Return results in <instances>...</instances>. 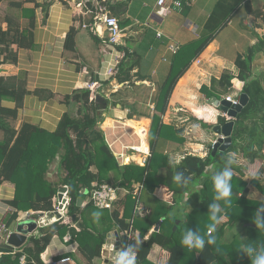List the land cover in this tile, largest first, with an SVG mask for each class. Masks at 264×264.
<instances>
[{
    "label": "trees",
    "instance_id": "trees-1",
    "mask_svg": "<svg viewBox=\"0 0 264 264\" xmlns=\"http://www.w3.org/2000/svg\"><path fill=\"white\" fill-rule=\"evenodd\" d=\"M4 1L0 0V3ZM240 2L241 0H220L208 21L210 31L192 44L193 56L187 58V50L175 54L170 73L160 85L161 92L156 97L154 114H141L152 119L149 133L151 156L144 166L136 163L121 165L117 161L100 127L104 117L98 113L97 103L91 101L89 88L76 89L71 95L66 96L65 101L72 106V109L62 117L56 131L48 132L31 123H24L21 128L16 129L11 124L10 118L15 117L22 106L23 94L27 93L26 82L22 76L0 75V131L3 133L0 139V184L5 181L12 182L16 190L15 198L10 203L14 211L6 220L7 226L18 221L21 211L42 213L54 210L53 198L64 186L68 188V217L71 219L72 215L81 210L78 200L85 198L84 189L90 190L94 182H109L114 186L130 190L116 204L121 201L124 203L123 216L115 207L111 222L121 231H125L131 227L133 220L134 228L140 231L136 264H153L148 256L154 244H159L169 251L167 264H251L250 257L241 248L244 245H252L253 254L260 255V244H264V229L256 225L257 218L264 223V176L262 177L264 163L257 175L247 181L244 174L245 167L237 163L234 154H242L243 158L251 163L260 158L264 159V72L255 74L252 69L256 54L264 51V35L258 36V42L250 46L246 53L238 54L235 59L239 69L237 75L224 71L220 79L213 80L214 91L207 85H203L201 89L209 98L215 96L220 99L222 94L234 88L235 83L240 87L243 82L241 93L246 92L250 100L235 120L231 146L225 151L218 150L215 155L212 154L213 146H211L206 157L187 153L178 163L163 150L168 140L185 141L182 136L184 129L177 128L174 124H166L163 119L177 82L190 67L193 57L199 56L215 39L217 33L228 25L236 13L237 6L240 7ZM87 3L91 4L90 1ZM244 3L247 6L249 2L244 0ZM108 4L107 8L113 9L117 14L126 11L123 6L115 7L110 1H107ZM91 10L94 12V21L97 7L93 5ZM119 20L122 27L128 23L125 18ZM4 22H7L6 28ZM35 24L34 17H30L26 26L8 17L0 18V44L6 45V48H0V66L6 62H17V55L12 52L13 44L21 48L34 46ZM67 46L72 48L75 46L74 29H71L67 35ZM118 48L125 53L116 75L119 82L135 85V77L137 80H145L140 76L139 71L134 72L139 64L138 54L122 45H118ZM4 100L15 101L16 108L4 107L2 105ZM193 110L202 119L209 122L216 120V113L212 107ZM134 116L133 113L129 114V118ZM226 121L225 117L220 116L218 123L223 124ZM207 126L211 128L214 125ZM139 131L143 135V129ZM57 157L60 159L59 167L62 174L58 176L59 180L55 184V181L48 178V174ZM161 167L166 168L163 179L158 177V170ZM225 167H231L233 171L230 204L214 199L212 178L221 173ZM176 176L180 179L176 180ZM193 176L205 177L201 188L190 189L189 184ZM136 184L141 185L142 188L140 193L134 196L132 192ZM160 184L173 190L170 206L156 205V201L161 199L154 196L156 203L147 204L152 207L149 214L141 216L136 213L135 206L138 200L144 206L148 194L147 188L154 186L153 191L157 195L166 197L169 191ZM251 188L261 195V199L252 195ZM180 203L185 204L183 213L175 217L171 214V210ZM212 204H219L222 209L219 214L220 222L215 225L213 231L208 227L213 223L209 219ZM257 213H259L258 217ZM126 215L132 216L130 221L126 219ZM177 218L180 219V223L175 229ZM77 220H79L78 216ZM161 220L159 230L154 231L147 239V233ZM72 223V220L63 218L52 223L48 229L43 228L42 234L30 237L22 249L3 253L0 264H49L43 261L42 253L45 252L56 232L64 235L69 230L72 239L87 235L93 238V243L86 242L85 245H81V251L89 264H93L96 258L101 260L106 235L111 226L103 232L92 233L86 223L81 222L83 229L80 230ZM237 226L241 228L234 231ZM189 229L204 235L206 241L210 232V235L215 237V244L209 245L206 242L203 250L182 246L183 234ZM230 234L233 236L232 239L225 241V237ZM196 252L199 253L198 256H195ZM22 256H25L23 263ZM189 258H192V261Z\"/></svg>",
    "mask_w": 264,
    "mask_h": 264
},
{
    "label": "crops",
    "instance_id": "crops-1",
    "mask_svg": "<svg viewBox=\"0 0 264 264\" xmlns=\"http://www.w3.org/2000/svg\"><path fill=\"white\" fill-rule=\"evenodd\" d=\"M88 1L91 4H88ZM102 1L103 4L106 2L105 5H107V1H110L111 5H115V7L120 5L126 10L122 14H117L113 9L108 8L119 19H127V25L123 26L124 38L121 45L138 54L139 64L134 72L139 71L140 76H143L145 80H137L135 77V85L120 83L117 77L102 82L104 87L100 88L97 94L105 97L106 106L104 108L99 106L98 113L104 117L100 127L105 135L108 133L109 137H113L115 133L111 127L116 125L117 121L131 124L140 121L147 125L150 133L152 119L141 116L145 112L141 110L146 108L152 115L156 105L151 101L150 104L144 105V102L140 101L141 92H145L150 97L159 96L160 85L168 77L175 57L170 45L178 44L179 51L187 50V58L192 57L194 54V45L192 44L210 31L208 21L220 0H181L182 6L180 7L173 3L161 7L157 3L158 0ZM247 1L249 3L246 6L244 0H241L240 7L236 8L237 16L234 17V14L228 25L217 33L208 47L199 56L193 57L190 67L179 79L171 94L169 106L163 119L166 124H174L177 128H183L182 136L185 141L168 140L163 150L177 163L187 153L206 157L211 146L218 139V135L213 130L214 126L210 128L207 125H216L219 117L225 115L212 104L211 99L215 96L209 98L202 92V86L207 85L214 91L213 80L220 79L224 71H230L237 75L239 69L235 59L238 54L246 53L250 46L258 42V36L264 35V0ZM96 3L95 0H5L0 3V18L8 17L14 22H19L22 26L27 25L30 17L36 18L33 28L34 46L21 48L13 44L12 52L17 55V62H6L0 66V75L22 76L26 82L27 93L23 94L22 106L17 115L10 118L11 124L16 129L21 128L24 123H31L48 132L56 131L62 117L72 109V106L65 101L66 96L71 95L76 89L87 88L89 82L105 79V70L116 55L117 47H110L103 41L102 35H106V32H103V27L99 29L101 34H96L88 27L83 26L94 22V12L91 10V6H97ZM238 16H241V19L237 20ZM3 25L6 28L7 22H4ZM71 29L75 30V46L73 48L67 46V35ZM2 47L4 49L6 45L0 44V48ZM227 94L236 95L238 90L232 88L229 92L222 94L220 99ZM92 101L96 102V98ZM2 105L9 109L16 108V102L12 100H4ZM149 105L150 108H148ZM211 107L216 113V120L212 122L202 119L193 110L194 108L211 109ZM130 113L135 115L134 118H129ZM2 137L3 133L0 131V139ZM123 142L130 143L132 139L125 136ZM117 149H119L118 146ZM234 155L237 156V154ZM240 160L245 161L243 166L247 181L255 177L264 163L262 158L257 159L254 163L248 162L243 157ZM137 164L139 163L137 162ZM52 172L53 170L49 172L48 178L55 181ZM165 174L166 168L161 167L158 170V177L163 179ZM193 180H197V182L191 190L201 188L205 177L195 179L193 176L191 181ZM164 186L169 192L163 198L153 191L154 186L147 188L148 194L145 197L144 206L149 212L152 211V207L147 204L157 202L156 205L168 207L172 203L173 190ZM251 189L252 195L261 199V195L257 194L255 189ZM15 191V185L12 182L5 181L0 184V222L6 221L13 212L10 203L15 198ZM154 196L161 200L155 202ZM57 197L58 194L53 198V205ZM184 205L183 203L176 205L171 210V214L175 217L180 216L183 213ZM79 207L81 210L76 213L79 220L75 222L72 217L71 219L67 217L79 230L83 227L78 226L77 223L85 224L87 217L93 215L92 226L86 223L89 231L92 233L103 232L111 226L107 232L106 241L111 242L113 239L123 238V231L111 222L113 211L98 209L95 205L87 203L85 198H82ZM116 209H119L123 216L124 203L119 202ZM90 210L94 214L87 215ZM23 213L21 211L20 215ZM131 217V215H126L128 221L131 220ZM19 221L9 226L11 231L15 230ZM40 223L44 225L41 220ZM179 223L180 219L177 218L175 226ZM46 227L49 228L48 225H45L41 229ZM99 229L103 231H99ZM152 229L147 233V239L152 236L154 232ZM136 230L141 238L140 231ZM68 233L71 234L70 230L64 235L59 232L54 234L45 252L41 255L44 262L49 264H89L81 251V245H85L86 242L93 243V238L90 235L78 236L67 242L65 236ZM232 237L230 234L224 240L229 241ZM0 239L1 244L7 242V236H1ZM139 243L140 239L137 240V248ZM23 246L15 247L12 251L22 249ZM3 253L6 252L0 251V257ZM198 254L196 252L195 256ZM169 256L170 253L167 249L159 244H154L148 257L153 264H167ZM23 257H21L22 263ZM68 257L70 260L62 261ZM189 260L192 261V258ZM98 263L99 259L96 258L93 264Z\"/></svg>",
    "mask_w": 264,
    "mask_h": 264
},
{
    "label": "built area",
    "instance_id": "built-area-1",
    "mask_svg": "<svg viewBox=\"0 0 264 264\" xmlns=\"http://www.w3.org/2000/svg\"><path fill=\"white\" fill-rule=\"evenodd\" d=\"M97 3V11L95 20L90 25H83L84 27H88L93 33L101 34L99 29L103 27V32H106V35H102L103 41L110 47L115 46L117 47L116 55L114 56L113 60L107 66L104 76L105 79H112L115 78L118 73V66L121 60L124 58L125 53L118 48V45L122 44V40L124 38V29L120 24V20L117 16L113 15L107 6L103 4L102 0H95ZM158 5L164 7L169 3H173L174 5L180 7L182 6L181 0H158ZM161 36V33H159ZM171 51L176 54L178 53L180 46L178 44L172 43L170 45ZM102 81H93L89 82L87 88L91 90V101L95 99V96L100 88H103ZM234 89L238 90V94H227L224 98L231 101L232 103H239L240 93L243 87V82L239 87L236 83L233 85ZM227 118V114H224ZM229 118H227L228 120ZM139 123V124H138ZM143 129V135L140 134V129ZM115 133L113 137H109V134L106 133L105 138L106 142L111 149L112 153L115 155L117 161L121 165L130 164L132 162H137L144 166L147 163L148 158L151 156V148L149 144V129L145 123L138 121L135 124H131L128 122H120L117 121L116 125L111 127ZM128 136L132 139L130 143H124L123 138ZM216 142V140H215ZM214 142V143H215ZM117 146L119 149H117ZM59 157H57L56 161L51 167V171L53 172L58 170L59 165ZM138 164V165H139ZM142 186L135 185L133 189V195L137 196L140 193ZM130 192L128 188L114 186L109 182H94L93 186L90 190H83L85 195H88L87 203H92L99 209L104 210H111L113 211L116 207L117 201H119L123 195H126ZM66 198V202L63 203V206L60 208V202L57 197V202L54 204L55 209L60 210L64 217H68V210H69V200L67 198V192L64 194ZM11 211H14L13 207ZM135 212L139 213L141 216L149 214V210L145 209L141 202H137L135 206ZM34 212L26 211L19 216L18 220H24L28 218H32ZM62 218V219H63ZM43 221L42 219H40ZM40 220H38L37 228L34 232L29 234V238L32 236H40L42 234V226L47 224L41 225ZM61 220V219H60ZM70 220V219H68ZM58 221V220H57ZM56 222V221H55ZM54 223V222H53ZM52 224V223H51ZM51 224H48L49 226ZM75 225V224H72ZM154 228L152 229L154 231ZM12 231L7 226L5 220L0 222V237L10 235ZM28 238V239H29ZM139 238V232L133 226V220L131 221V227L127 230L123 231V238H116L113 239L111 242H107L104 244L102 249V263L101 264H116L119 256L118 254L121 251L127 252L129 249L137 256V240ZM72 240V235L68 233L65 236V241ZM70 260V258H65L62 261ZM22 261H25V256L22 258Z\"/></svg>",
    "mask_w": 264,
    "mask_h": 264
},
{
    "label": "water",
    "instance_id": "water-1",
    "mask_svg": "<svg viewBox=\"0 0 264 264\" xmlns=\"http://www.w3.org/2000/svg\"><path fill=\"white\" fill-rule=\"evenodd\" d=\"M252 69L255 74H261L264 72V51L258 52L252 62ZM96 103L100 108L106 106L105 97L101 94L96 95ZM250 100L249 95L246 92L240 93L239 103H232L231 101L222 98L218 99L214 97L211 99L212 104L215 105L223 114H227L229 118L225 123H217L214 125L213 130L218 135V139L213 145L212 154L215 155L218 150L225 151L232 144V134L235 127V120L238 114L243 110V108L248 104ZM68 188L66 186L61 187L58 192V200L62 202L60 208L63 206V203L66 202L64 194L67 192ZM82 198L78 200V206L81 205ZM64 217L63 213L60 210L54 209L48 212L42 213H33L32 218L21 220L17 223V226L14 231H12L8 237V240L5 244H1V252H10L15 247H21L28 240L30 233L34 232L37 228L38 220L42 219V224H51L57 220H60ZM72 220L77 221V215H72ZM78 226H81L80 223H77ZM162 221H159L154 231H158ZM256 226L255 224H252ZM49 226V225H48ZM177 226H174L176 229Z\"/></svg>",
    "mask_w": 264,
    "mask_h": 264
},
{
    "label": "clouds",
    "instance_id": "clouds-1",
    "mask_svg": "<svg viewBox=\"0 0 264 264\" xmlns=\"http://www.w3.org/2000/svg\"><path fill=\"white\" fill-rule=\"evenodd\" d=\"M225 117V116H222ZM226 118V117H225ZM227 119V118H226ZM232 162V161H231ZM233 176V171L231 167H225L223 171L215 176H213V186L215 190V197L216 201L223 200L226 204H230V197L232 196V185H231V178ZM176 180H179L180 177L176 176ZM212 212L209 216V219L213 222L208 227L211 231L215 229V225L220 222V213L222 211L221 206L219 204H212L210 205ZM259 213H257L258 217ZM256 225L258 228L264 229V223H261L259 219H256ZM209 245L215 244L216 240L215 237L208 234L207 241L204 235H200L199 232H193L192 230H187L182 237L181 245L187 247L188 249H197L203 250L205 247V243ZM261 247V254L254 255V248L252 245H244L242 246L241 250L246 252L251 259V264H264V244H260ZM119 258L116 264H136V256L129 249L127 252L121 251L118 254Z\"/></svg>",
    "mask_w": 264,
    "mask_h": 264
},
{
    "label": "rangeland",
    "instance_id": "rangeland-1",
    "mask_svg": "<svg viewBox=\"0 0 264 264\" xmlns=\"http://www.w3.org/2000/svg\"><path fill=\"white\" fill-rule=\"evenodd\" d=\"M1 9H2V7H1ZM1 14L3 15V13L1 12ZM237 14V13H236ZM234 15V17L235 16H237V15ZM236 19L238 20V19H241V16H238V17H236ZM142 94H141V98H140V101H143L144 102V105L145 104H150V101L151 102H155L156 103V97L155 96H152V97H150L149 95L147 96V94H145V92H141ZM144 95V96H143ZM144 105H142L143 107H145ZM148 108H150V105L148 106ZM141 111H145V112H143L144 114H146V115H150V113H149V111H147L146 110V108H143ZM237 154V158H236V160H237V163L238 164H241V165H243V164H245V161L244 160H240L243 156H242V154H240V153H236ZM238 156H239V160H238ZM258 173V172H257ZM52 174H54V180H55V184H57L56 182L59 180V175H61L62 174V170H61V168L59 167V165H58V170L57 171H55V172H52ZM257 175V174H256ZM255 175V176H256ZM264 176V174L262 175V177ZM195 179H197V178H195ZM195 182H197V180L196 181H192L190 184H189V187H190V189H192V187H193V185L195 184ZM85 197V199H88V195H85L84 196ZM53 202H54V200H53ZM57 202V199L55 200V203ZM104 213V212H103ZM88 214H94V212L92 211V210H90V211H88V213H87V215ZM92 217H93V215H90L89 217H87V224H89L90 226H92ZM239 228H241V226H237V227H235L234 228V231L235 230H238ZM99 231H103L102 229H99ZM101 263V260H99V263L98 264H100Z\"/></svg>",
    "mask_w": 264,
    "mask_h": 264
}]
</instances>
